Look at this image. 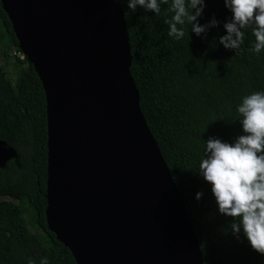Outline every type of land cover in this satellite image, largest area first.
Wrapping results in <instances>:
<instances>
[{
  "label": "water",
  "instance_id": "obj_1",
  "mask_svg": "<svg viewBox=\"0 0 264 264\" xmlns=\"http://www.w3.org/2000/svg\"><path fill=\"white\" fill-rule=\"evenodd\" d=\"M1 2L46 93L50 231L78 264H204L141 110L120 0Z\"/></svg>",
  "mask_w": 264,
  "mask_h": 264
},
{
  "label": "trees",
  "instance_id": "obj_2",
  "mask_svg": "<svg viewBox=\"0 0 264 264\" xmlns=\"http://www.w3.org/2000/svg\"><path fill=\"white\" fill-rule=\"evenodd\" d=\"M121 5L141 110L184 200L204 264H264V254L231 234V218L218 213L197 173L205 139L231 141L241 134L236 105L245 94L264 90V51H248L255 39L250 29L236 51L219 44L231 15L224 0H207L199 18L203 24L215 15L219 27L206 38L186 28L181 40L167 35L163 10L157 17ZM15 51L22 49L0 0V142L12 152L0 166V264H27V257L39 264L43 256L50 264H78L48 227L47 98L33 64ZM13 59L16 83L6 70ZM198 191L204 192L200 200Z\"/></svg>",
  "mask_w": 264,
  "mask_h": 264
},
{
  "label": "clouds",
  "instance_id": "obj_3",
  "mask_svg": "<svg viewBox=\"0 0 264 264\" xmlns=\"http://www.w3.org/2000/svg\"><path fill=\"white\" fill-rule=\"evenodd\" d=\"M128 9L137 8L159 17L164 11L167 35L175 40L185 36L186 28L197 37L206 38L210 29L219 27L215 15L200 23L207 0H120ZM231 15L223 21L225 34L219 44L225 49L238 50L244 44L247 30L255 38L251 53L264 51V0H224ZM241 134L233 140L219 136L205 139L198 175L206 182L219 214L231 218L229 230L240 239L245 238L257 252L264 254V90L241 97L236 105ZM236 121V120H235ZM203 191L195 194L202 199ZM27 264H36L26 258ZM39 264H50L47 256Z\"/></svg>",
  "mask_w": 264,
  "mask_h": 264
},
{
  "label": "rangeland",
  "instance_id": "obj_4",
  "mask_svg": "<svg viewBox=\"0 0 264 264\" xmlns=\"http://www.w3.org/2000/svg\"><path fill=\"white\" fill-rule=\"evenodd\" d=\"M5 61L3 60L2 63H4ZM14 59L11 60V62L6 65V70L8 71L9 76L12 78V80L14 81V83L17 82L18 79V71L15 69L14 66ZM12 155V152L7 150L1 143H0V166L4 164V162ZM8 200H11L10 198H8ZM32 231H34V229L31 227Z\"/></svg>",
  "mask_w": 264,
  "mask_h": 264
},
{
  "label": "built area",
  "instance_id": "obj_5",
  "mask_svg": "<svg viewBox=\"0 0 264 264\" xmlns=\"http://www.w3.org/2000/svg\"><path fill=\"white\" fill-rule=\"evenodd\" d=\"M15 55H18L19 57H21V59H24L25 57H27V55L22 51H15L14 52Z\"/></svg>",
  "mask_w": 264,
  "mask_h": 264
}]
</instances>
